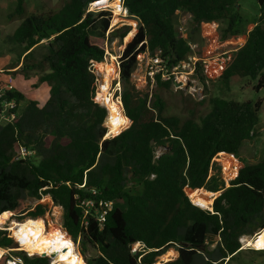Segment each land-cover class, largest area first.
<instances>
[{"label": "trees", "instance_id": "obj_1", "mask_svg": "<svg viewBox=\"0 0 264 264\" xmlns=\"http://www.w3.org/2000/svg\"><path fill=\"white\" fill-rule=\"evenodd\" d=\"M93 1L66 0L56 10L26 13L25 0H16L8 14L21 17L9 36L16 52L9 68L18 67L13 72L24 77L36 75L37 85L48 86V96L40 104L14 85L4 94L19 107L13 121L0 123V216L11 212L12 219H36L51 205L61 206L62 227L79 240L81 254L87 244L97 250L85 257L86 264H156L171 247L175 256L157 264H230L244 253L239 238L264 228V154L255 163L243 162L228 186L209 173L210 162L217 152L237 156L252 138L262 99L214 96L207 113L181 116L166 111L160 93L170 81L156 77L157 91L143 92L132 72L145 50L160 49L168 64L187 58L190 49L175 28L180 9L191 14L193 41L203 21L217 22L221 39L245 34L253 24L216 81L228 88L234 79L246 78L255 81V91H264V0H256L258 14L251 21L237 0H122L137 30L119 56L117 95L125 118L107 138V110L97 101L91 63L103 60L107 42L119 38L122 44L131 27L109 29V11H87ZM19 144L36 154L16 160ZM185 188H203L193 194L202 190L207 197L220 192L210 210L199 206L196 195L193 203ZM44 195L50 201L24 213L27 198ZM136 242L140 248L133 253ZM15 244L0 229V246ZM247 250L264 256L262 248ZM18 254L26 264L48 261Z\"/></svg>", "mask_w": 264, "mask_h": 264}, {"label": "rangeland", "instance_id": "obj_2", "mask_svg": "<svg viewBox=\"0 0 264 264\" xmlns=\"http://www.w3.org/2000/svg\"><path fill=\"white\" fill-rule=\"evenodd\" d=\"M15 1L16 0H0V60L1 61L6 59V60H9L10 62L15 58V55H16V52L11 49L14 43L11 39H9V36L12 34L14 29L17 27V25L20 23L21 17L19 16H16L14 18L8 17V14L12 11L15 5ZM65 1L66 0H25L26 13H29L33 10L45 11V12L49 10H56L60 8ZM237 1L239 3V10L243 14L245 19L251 21L257 17L258 4L256 0H237ZM120 4H121L120 0H107L108 7L106 9L110 13V24H109L110 28L109 29L113 27H119L122 25H130L131 27L130 32L133 31L135 33L137 30V21L131 16H129L127 11L125 12V10L121 7ZM99 9H105V8L91 6V8H89L88 10L99 11ZM113 21H114V25L111 26ZM187 25L191 31L192 26L190 22H188ZM249 25L251 26V23L248 24V26ZM200 33H201V30L198 27V29L193 34V37L195 39L194 40L195 52L197 55L203 52V48L205 44L202 37H200ZM131 34L132 33H130V35L123 38L122 44L119 38H115L111 42H107L105 55L102 60L103 64H100L97 66L98 62H95V65L93 66L96 72L95 74L97 76L96 98H97V93H98L99 98L97 99V101L99 102L100 105L104 107H105L104 101H105L106 96L109 95L112 97H119V95L117 94H119L121 86L119 83V78L114 80L113 84H111L110 76L103 75L101 71H104V66L109 67L108 62L112 55H114L113 62L116 63V61L119 60V56L121 54L123 46L130 39ZM144 60L145 58L142 56L141 64L139 65L137 64L136 69L133 72V76H132L133 81L136 87L143 92L150 93L152 91H157V89L155 88L156 87L155 83H153L149 79L148 75L144 71V66H143ZM13 77H14L13 84L18 85V87L20 88L19 90H21L24 93L26 98L37 99L40 104H42L45 101V99L48 96V86L45 83H41L37 85L36 75L24 77L19 72L17 73L13 72ZM1 80H4V82H6V76H3V79ZM254 84H255L254 80H249L246 78L241 79V80L234 79L230 83L228 88L221 85L218 81H215L213 83L210 82L209 84L204 86V92H203L202 98H199L196 96V91H194L193 92L194 95H192L191 93L188 92L189 88L175 89L172 85L169 88L161 89L160 93L166 102V105H167L166 111L168 113H175L181 116L188 115L189 111H194L196 116L207 113L211 106L209 99L210 97H214V96L232 98L236 100H244V99L255 100L256 98H261L262 104L259 110V123L257 125V128L252 138L244 141V143L240 147L239 152L237 154V156L239 157L242 163L246 162V163L252 164V163L257 162L264 154V91L263 90H260L258 92L255 91ZM103 87H105V89H103ZM191 90H193V88ZM199 101H202V102H199ZM199 189H203V188H199ZM199 189H195L189 192V188H185V192L192 202H194L193 193ZM201 191L195 193V195H199L198 204L199 205L202 204V208L211 210L213 199L217 196L218 193L215 192L216 194H214L213 196L207 197V196H204L203 193H201ZM188 192H189V195H188ZM43 197H44V200L50 201L49 195H44ZM34 202H35L34 198H27L26 199L27 208H30L34 204ZM55 206H58V205H51L49 212L47 214L45 213L44 217H42V218H45L46 220V224L43 225L44 226L43 231L48 232L54 228H59L62 225L61 224L62 223V219H61L62 208L61 206H59L60 208L55 207ZM9 215L10 213L8 214L7 218L2 216V218L0 219V223H3L4 221H6V223L0 224L1 226L8 225V223H10L12 220L18 221L17 219L9 218ZM24 220H28V218ZM41 222L42 224H44L42 220ZM246 236H249V235H246ZM68 239L69 241L73 243L74 240H72L71 238H68ZM239 241L241 243V248L244 249V253L241 254L238 258L232 260L230 264H264V256L250 252V250H247L248 248H251V249H255V248L251 246H244V243L242 242L241 239H239ZM74 245L77 251L81 253L79 240H77L74 243ZM14 247H11V248H14ZM86 247L87 249H86L85 255H82V257L84 256L88 257L90 255L97 253V250L93 248L91 245L87 244ZM139 248H140V244L139 242H136L132 245L131 251L135 253ZM169 251L171 252L169 257L165 258L164 254H162L160 258L157 259L156 264L159 263V261L161 260L167 261L169 259H172L175 256L174 247H171ZM34 255L41 256L39 254H34ZM42 256H45V255H42ZM45 257H47L48 260L50 259L49 256H45Z\"/></svg>", "mask_w": 264, "mask_h": 264}, {"label": "built area", "instance_id": "obj_3", "mask_svg": "<svg viewBox=\"0 0 264 264\" xmlns=\"http://www.w3.org/2000/svg\"><path fill=\"white\" fill-rule=\"evenodd\" d=\"M100 1L101 0L90 2L87 11H90L88 9L91 8V6L105 8L99 10L108 11L106 9L108 7L106 6V3L98 4ZM120 3L123 7L122 0H120ZM175 17H176V22H175L176 33L180 38L185 40L186 44L190 49V53L188 54L187 58L175 63L168 64L167 57L163 58L161 56L160 49H156L153 54H151L148 50H145L137 54V64L138 65L141 64L142 56H143L145 58L143 65L144 71L153 83H155L156 77H159L163 81H170L171 85L175 89L189 88L188 89L189 93L194 95L193 92L196 91V96L202 98L204 92V86L209 84L210 82H215L222 75L225 68L231 61L234 52L237 51L245 43L248 31L252 28L253 25L251 24V26L250 25L248 26V29L245 34H241L237 36H229L224 39H221L217 32V25H218L217 22L215 21L201 22L199 25V29L201 30L200 37H202L205 44H204L203 52L197 55L195 52V43L189 37L190 29L187 25L188 22H190L191 20V14L189 12L178 9L175 11ZM115 64L119 74V60L116 61ZM94 65L95 62H92L91 70L95 74L96 72L93 68ZM16 68H14V70ZM133 72H132V76H133ZM117 77L119 78V75ZM12 87L13 84L11 83L10 78L8 81L0 83V123L11 122L18 115L19 104L15 101V99L4 98L5 92L11 90ZM192 88L193 90H191ZM196 88L198 91L196 90ZM35 154L36 153L34 149L28 148L26 145L19 144L17 146V149L15 150L14 158L16 160H26L34 156ZM241 164L242 162L238 156H234L232 154H228L224 152H217L211 159L209 173L210 174L217 173L219 179L224 182V186H228L229 182L236 177L241 167ZM45 201L46 200H44L43 196L40 199H35L34 204L24 213H26L28 210H32L38 202H45ZM49 210H47L45 213L47 214ZM23 220H18V221L20 222ZM3 223H6V221H4ZM43 223L44 225L46 224L45 218ZM59 228L63 230L65 234H67V231L62 227V225ZM0 229L5 230L8 236L12 238L16 243L15 244L16 247L14 248L0 246V258H2L3 255H8L5 261L6 264H26L23 260V257L20 254H18V251H23L27 256H33V255L30 254L27 250L21 248L20 242L16 236V232L10 228L9 224L0 226ZM255 234L256 232L253 234V236ZM241 237L239 239H241ZM83 259L85 261V256L83 257ZM52 262H53V258L50 257V259L47 261L46 264H52Z\"/></svg>", "mask_w": 264, "mask_h": 264}, {"label": "bare ground", "instance_id": "obj_4", "mask_svg": "<svg viewBox=\"0 0 264 264\" xmlns=\"http://www.w3.org/2000/svg\"><path fill=\"white\" fill-rule=\"evenodd\" d=\"M102 3H106L107 6V0H101L98 4ZM131 33L133 34L134 32L132 31ZM113 59L114 55L111 56V61L108 59L109 67L104 66V71H101L103 75L110 76L111 84H113V81L116 80L118 78L117 76L119 75ZM100 64H103V61L97 64V66ZM103 89H105V87H103ZM104 105L107 110L105 123H107L109 128L111 129L110 131L108 130L109 133L106 134V136H110V133H116L120 129L125 115L123 113V107L119 97H112L109 95L106 96ZM202 193H204V191ZM198 197L199 195H196L197 199ZM199 206L202 207V204H200ZM5 216L6 218L8 217V215ZM1 218L2 216L0 217V219ZM41 220V217L37 219L28 218V220L20 222L12 220L10 223H8L10 225V228L16 232V236L20 242L22 249L27 250L32 255L37 253L46 256L49 255L51 258H53L52 264H86L81 253L77 251L74 243L69 241L68 238L70 237L65 234L63 230H61L60 228H54L48 232L43 231L44 224H42ZM241 240L244 243V246L250 245L253 248L263 249L264 228L256 232L254 236H242ZM170 254L171 252L168 250L164 254V257L168 258Z\"/></svg>", "mask_w": 264, "mask_h": 264}, {"label": "crops", "instance_id": "obj_5", "mask_svg": "<svg viewBox=\"0 0 264 264\" xmlns=\"http://www.w3.org/2000/svg\"><path fill=\"white\" fill-rule=\"evenodd\" d=\"M13 71H14V68H9V60H6V59L2 60V61L0 60V83L4 82V80H1V79H3V76H6V81H8L9 78H10L11 79V83L13 84V79H14ZM13 85L15 87H17L18 90L20 89L18 87V85H15V84H13ZM19 91H21V90H19ZM209 192H211V191H209ZM216 192L219 194V191H216ZM211 193H215V192H211Z\"/></svg>", "mask_w": 264, "mask_h": 264}, {"label": "water", "instance_id": "obj_6", "mask_svg": "<svg viewBox=\"0 0 264 264\" xmlns=\"http://www.w3.org/2000/svg\"><path fill=\"white\" fill-rule=\"evenodd\" d=\"M120 89H121V88H120ZM119 94H120V91H119ZM119 98H120V96H119ZM120 101H121V100H120ZM121 104H122V103H121ZM123 113H124V112H123ZM107 133H108V131H107ZM107 133H106V134H107ZM107 137H110V136H108V135L106 136V135H105L104 138H107ZM9 212H10V211H9ZM41 219H42V221L44 222V218H41ZM73 243H75V242L73 241Z\"/></svg>", "mask_w": 264, "mask_h": 264}]
</instances>
